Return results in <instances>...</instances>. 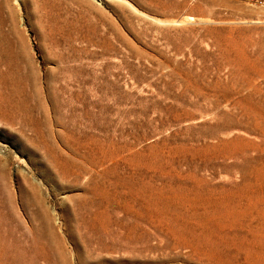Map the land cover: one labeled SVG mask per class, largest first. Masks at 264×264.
<instances>
[{
  "label": "rangeland",
  "instance_id": "1",
  "mask_svg": "<svg viewBox=\"0 0 264 264\" xmlns=\"http://www.w3.org/2000/svg\"><path fill=\"white\" fill-rule=\"evenodd\" d=\"M182 1L0 0L3 264H264V0Z\"/></svg>",
  "mask_w": 264,
  "mask_h": 264
},
{
  "label": "bare ground",
  "instance_id": "2",
  "mask_svg": "<svg viewBox=\"0 0 264 264\" xmlns=\"http://www.w3.org/2000/svg\"><path fill=\"white\" fill-rule=\"evenodd\" d=\"M125 2V1H123ZM185 3V0L182 1L181 4H184ZM126 4V3H125ZM130 6V9L135 13L137 14L139 17H142L144 19H149L150 17L140 11H138L137 9H135L132 5H129ZM192 18V17H191ZM3 250L1 249V252H0V264H3Z\"/></svg>",
  "mask_w": 264,
  "mask_h": 264
}]
</instances>
